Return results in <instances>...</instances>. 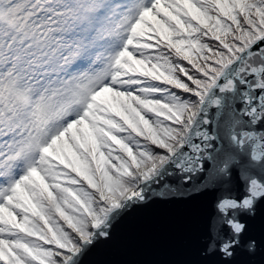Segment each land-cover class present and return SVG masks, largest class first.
I'll list each match as a JSON object with an SVG mask.
<instances>
[{
	"label": "snow or ice",
	"instance_id": "obj_1",
	"mask_svg": "<svg viewBox=\"0 0 264 264\" xmlns=\"http://www.w3.org/2000/svg\"><path fill=\"white\" fill-rule=\"evenodd\" d=\"M0 264H264V0H0Z\"/></svg>",
	"mask_w": 264,
	"mask_h": 264
},
{
	"label": "water",
	"instance_id": "obj_2",
	"mask_svg": "<svg viewBox=\"0 0 264 264\" xmlns=\"http://www.w3.org/2000/svg\"><path fill=\"white\" fill-rule=\"evenodd\" d=\"M160 253V258H163L165 251L170 247V242L167 239H161L156 244Z\"/></svg>",
	"mask_w": 264,
	"mask_h": 264
}]
</instances>
